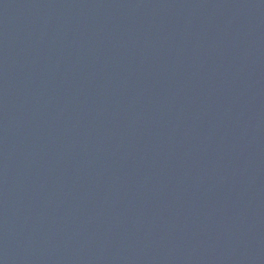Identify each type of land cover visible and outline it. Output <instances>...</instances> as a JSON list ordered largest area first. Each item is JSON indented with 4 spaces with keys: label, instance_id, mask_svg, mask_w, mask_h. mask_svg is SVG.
Masks as SVG:
<instances>
[{
    "label": "water",
    "instance_id": "1",
    "mask_svg": "<svg viewBox=\"0 0 264 264\" xmlns=\"http://www.w3.org/2000/svg\"><path fill=\"white\" fill-rule=\"evenodd\" d=\"M0 264H264V0H0Z\"/></svg>",
    "mask_w": 264,
    "mask_h": 264
}]
</instances>
